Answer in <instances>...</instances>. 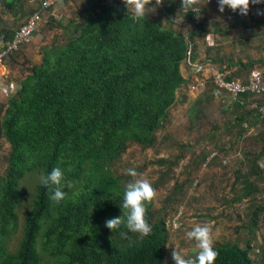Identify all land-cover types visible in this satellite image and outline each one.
<instances>
[{"label": "trees", "instance_id": "16d2710c", "mask_svg": "<svg viewBox=\"0 0 264 264\" xmlns=\"http://www.w3.org/2000/svg\"><path fill=\"white\" fill-rule=\"evenodd\" d=\"M5 2L12 12L24 10L22 0ZM159 6L171 20L184 16L194 31L186 36L148 14L135 18L123 0H88L78 19L63 26L65 44L58 39L46 47L42 64L33 67L8 101L0 123V135L10 143L8 167L5 175L0 173V239L17 227L21 181L60 167L71 187L63 189L66 195L57 204L39 182L20 244L9 253L0 242V264H167L168 223L152 211L153 203L147 205L152 225L147 236L105 226L107 219L123 214L118 203L131 181L118 174V163L133 143L147 148L156 144L157 133L179 102V90L190 81L182 72L189 44L197 61V40L210 31L205 8L197 7V15L180 11V0H163ZM15 34L6 32L3 42H11ZM206 61L226 68L228 80L248 77L257 63L264 65V60L222 61L211 53ZM242 66L251 70L242 71ZM207 93L211 96V88ZM249 99L259 101L256 125L264 121V96L246 93L225 111L244 110ZM247 123L246 111L232 128L242 135ZM245 183L247 194L238 202L258 190L248 179ZM214 248V264H254L251 242L246 248Z\"/></svg>", "mask_w": 264, "mask_h": 264}, {"label": "rangeland", "instance_id": "374dc122", "mask_svg": "<svg viewBox=\"0 0 264 264\" xmlns=\"http://www.w3.org/2000/svg\"><path fill=\"white\" fill-rule=\"evenodd\" d=\"M40 1L22 0L24 10L17 13L6 7L5 0H0V44L6 39V32H16L27 23L31 12L40 4ZM87 1L67 0L56 12L47 13L49 22L37 32L35 40L6 60V68L3 69L2 78H0V81L4 83L3 88L0 89V123L8 101L16 95L22 81L32 74L35 65L42 64L45 48L53 45L58 39L61 40L60 45L65 44L62 37L63 26L78 19V12L85 8ZM205 3L204 0H200L197 7L203 8ZM154 4L155 0H150L147 9L149 12L146 13L153 20H161L166 27L171 26L186 36L194 31V26L184 20L179 24L174 23L171 20L172 17L167 18L162 14V8L153 7ZM260 4H250L247 15L232 13L227 8L221 13L216 0L212 5H208L206 17L207 28L210 31L209 34L197 40L195 50L198 51L199 57H209L210 53L214 54V51L218 49L213 45L214 41H216L215 44L221 45L220 49L226 48L227 51L232 52L225 59H234L247 64V57H249L247 46L250 43V50L253 53L255 51L252 46L257 45L260 49L258 53L263 54L264 8H261V13L257 17L251 15V10ZM251 18L261 19L263 23L254 26L255 21ZM233 22L240 23L237 28L242 32L234 33L227 38L228 31L235 27ZM227 23L230 26H226ZM247 28L252 30L247 31ZM208 36H212L213 40L210 39L209 43L213 47L209 46ZM253 38L261 39V42L250 41L255 40ZM185 68L183 65V73ZM189 69L187 65L188 72ZM251 69L264 71V65L257 63ZM251 69L241 67V70L247 73ZM209 87L211 96L207 92L195 94L188 86H183L179 90V102L171 110L165 127L157 133L156 144L147 148L133 143L118 163L117 172L133 180L134 178L129 176L126 170L134 168L138 174L137 178L148 179L156 190L157 195L152 211L166 219L170 234L167 264H174L171 255L175 247L173 243L187 256L194 257L198 252L195 240H188L185 235L192 225L197 223L210 226L213 247L239 244L246 248L251 242L253 247L251 258L254 264H264V225L257 226L258 228L252 226L255 212L259 220L264 217L263 211H257L260 207H264V187H260L263 193L246 197L241 202L237 201L247 194L245 181L247 165L251 159L250 151L261 143L257 141L256 133L249 135L250 133L243 131L240 135L239 129L232 128L235 118L245 113L247 108L225 111L228 97L224 100L223 97L213 98L214 87L212 84H209L207 88ZM4 88H8L9 91H5ZM262 127L264 128V123ZM9 153L10 143L0 135V173L2 175H5L8 167ZM38 184L39 176H29L21 181L20 189L23 192V198L17 211V227L0 239L9 253L15 252L20 244L25 218L33 207Z\"/></svg>", "mask_w": 264, "mask_h": 264}, {"label": "clouds", "instance_id": "9594fccd", "mask_svg": "<svg viewBox=\"0 0 264 264\" xmlns=\"http://www.w3.org/2000/svg\"><path fill=\"white\" fill-rule=\"evenodd\" d=\"M200 0H180V11L184 10L197 14V6ZM219 12L230 9L239 15H247L250 4L264 3V0H216ZM128 13L131 11L135 18H143L149 8L150 0H124ZM163 0H155L153 7H158ZM200 11V9H199ZM199 15V14H197ZM184 16L175 17L172 20L179 24ZM127 174L134 179L129 181L123 188L122 203H118L123 210V214L109 218L105 221V226L111 229H118L121 226L130 232L138 233L140 236H147L152 232V225L146 218L147 205L154 203L156 190L148 179L137 178L138 174L134 168H128ZM39 182L49 190V199L55 203H60L66 193L65 187H71V182L66 180L63 170L60 167H52L46 174H41ZM104 199V197H100ZM188 240H195L198 252L195 256H187L175 245L171 255L174 264H214L218 255L213 247L212 230L207 224H193L186 233Z\"/></svg>", "mask_w": 264, "mask_h": 264}, {"label": "built area", "instance_id": "2783aa9c", "mask_svg": "<svg viewBox=\"0 0 264 264\" xmlns=\"http://www.w3.org/2000/svg\"><path fill=\"white\" fill-rule=\"evenodd\" d=\"M36 1V0H33ZM65 0H42L41 8L37 10L19 30L16 31L14 39L5 44L3 42L0 46V66L4 65L6 60L12 53L21 51V49L35 40V36L39 30L48 22L47 13L56 12ZM194 45L189 44L187 53L186 65L191 69L189 89L193 93L207 92L209 84H212L213 96L223 99L228 97L231 101H237L241 95L246 93L255 96H264V72L260 69H253L248 77H241L228 80L227 76L230 74L226 68L213 64L211 62L199 63L192 60L194 57ZM210 81V82H209ZM209 82V83H208ZM0 87V89H2ZM13 88V87H12ZM9 91L8 88H4ZM264 117V107L262 108Z\"/></svg>", "mask_w": 264, "mask_h": 264}, {"label": "crops", "instance_id": "0c3cea01", "mask_svg": "<svg viewBox=\"0 0 264 264\" xmlns=\"http://www.w3.org/2000/svg\"><path fill=\"white\" fill-rule=\"evenodd\" d=\"M214 1H212L211 3H205V7L203 8H207L208 5H212ZM64 3V2H63ZM257 7H254L252 10H251V15L253 17H257L258 14L261 13V8L263 7L264 8V4H260V5H256ZM215 7V5H214ZM202 8V9H203ZM208 10V9H206ZM228 15H231V14H228ZM233 17V15H231ZM252 19V18H251ZM216 20V18L214 19ZM220 20V19H219ZM254 20V18L252 19ZM261 20V19H260ZM260 20H254L255 24L254 26L256 25H260L261 23H263L262 21ZM229 22V21H227ZM215 24V23H214ZM221 25V24H220ZM232 25V24H231ZM233 25L235 26L233 28V30H229L228 32V37L227 38H230V35L234 34V33H241L242 31H240L241 29H238L237 27L240 25V23L238 24L237 22H233ZM226 26H230L229 23H227ZM247 26H249V23H247ZM246 31V29H243V31ZM252 29L251 28H247V31H251ZM248 34V33H247ZM250 34V33H249ZM248 34V35H249ZM236 35V34H235ZM247 35V36H248ZM218 38H220V36H218ZM249 38V37H248ZM207 41L209 43V40H213L212 39V36H208L207 37ZM232 39V37H231ZM250 39V38H249ZM249 39H247L249 41ZM255 39V38H253ZM261 42V39H255V40H250L252 42H255L257 41L258 42ZM219 41V39H218ZM263 41V40H262ZM216 41L213 42V45L214 46H217L218 49H216L214 51V56L215 57H219L220 59H225L227 57V55L231 54L232 52L230 51H227V49L225 48V50L223 49H220L221 45L219 43L215 44ZM209 46L213 47L211 45V43H209ZM250 46H251V43L247 46V50L249 51L248 55L249 57H247V63L248 61H254V59H256L255 61H261V60H264V53L263 54H260L258 53L260 51L259 47L256 45V46H252L254 47V53L252 50H250ZM235 53V52H234ZM256 53V54H255ZM250 58V59H249ZM207 57H202L200 56L199 59L197 60V62L199 63H207L206 61ZM260 59V60H259ZM237 62V61H236ZM186 68H185V72L183 73L184 77L185 78H188L189 75L191 74V70L189 69V72L187 71V65L186 64H183ZM183 67V66H182ZM6 68L5 64L0 66V78H2V71L3 69ZM182 72H183V69H182ZM189 85V83H187ZM4 85L3 81L1 80L0 81V87H2ZM187 85V86H188ZM217 97H215L216 99ZM228 99V104H227V107L231 106L234 102L231 101L229 98ZM224 100V99H223ZM259 100V99H258ZM248 101H250L248 104H247V116H248V119H249V124L247 123V134L251 135L252 133H256L258 139L257 141L259 143H261L259 146H257L253 151H250L251 152V159H249V162H248V165H247V179L249 180V182L254 185V186H257L258 190H255L253 188V194H250V195H247V198L249 197H252L253 195H258L259 193H263V190L260 189V187H264V147L262 145V141H264V128L262 127L264 121H259L257 122L256 125H254V123L256 122V119H255V116H254V113H255V110H257L258 108V104H259V101L257 100H252V99H249ZM216 102V100H215ZM250 125V126H249ZM262 138V139H261ZM250 154V153H249ZM250 163V164H249ZM248 185V184H247ZM264 225V217L261 219V220H258L257 223H256V227H263ZM257 227V228H258Z\"/></svg>", "mask_w": 264, "mask_h": 264}]
</instances>
